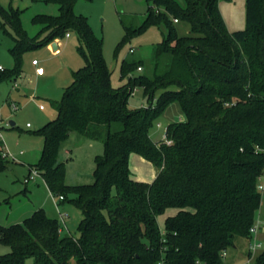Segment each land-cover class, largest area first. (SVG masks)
<instances>
[{
	"label": "trees",
	"instance_id": "1",
	"mask_svg": "<svg viewBox=\"0 0 264 264\" xmlns=\"http://www.w3.org/2000/svg\"><path fill=\"white\" fill-rule=\"evenodd\" d=\"M33 1L55 3L59 13L33 17L41 30L32 38L19 11L0 5V17L16 34L10 49L15 67L1 70L0 81L20 77L25 50L71 32L79 36L84 66L72 72L61 100H49L57 116L36 132L44 147L30 172L38 171L49 191L79 209L82 219L78 237L62 234L60 222L43 209L21 224L0 226V245L10 249L0 255V264H25L29 258L34 264H224L222 252L235 247L237 237L251 238L262 201L264 0H246V28L233 33L218 0H184V6L148 0L143 24L126 27L117 51L147 27L164 24L167 33L155 49L153 76H136L143 63L125 61L122 78L128 80L119 88L111 84L102 41L75 12L78 0ZM179 22L190 26L189 35L179 36L174 26ZM139 87L152 102L163 91L156 106L128 108ZM173 102L180 104L185 121L168 125L165 140L156 143L149 129ZM71 133L104 143L103 155L94 160L92 184H66L59 150ZM133 153L156 168L154 181L134 178ZM7 167L0 150V171ZM169 209L176 214L166 218L161 231L158 217ZM255 264H264V251Z\"/></svg>",
	"mask_w": 264,
	"mask_h": 264
},
{
	"label": "rangeland",
	"instance_id": "2",
	"mask_svg": "<svg viewBox=\"0 0 264 264\" xmlns=\"http://www.w3.org/2000/svg\"><path fill=\"white\" fill-rule=\"evenodd\" d=\"M184 6V0H175ZM5 9H17L20 22L28 37H35L41 26L32 22L36 15H57L59 7L55 3L35 2L33 0H0ZM148 0H78L75 12L87 18L93 34L102 41L103 58L111 72V84L119 88L127 83L122 78V66L126 62H142L141 70H135L136 76H153V61L158 43L163 41L167 33L164 24L152 25L143 32L131 37L117 51L118 44L123 40L126 27L141 26L150 7ZM221 16L230 33L246 28V0H218ZM164 12V9H160ZM4 26L3 27L1 26ZM179 36L189 35L190 26L185 22L174 23ZM16 34L0 17V66L4 70L15 67V58L10 49L15 47ZM60 49L52 51L49 45L25 50L21 56V77L14 80L0 81V119L3 122V143L18 162L8 161L6 170L0 171V226L7 227L23 223L34 211L43 209L47 216H59L67 213L68 230L63 234L78 237V224L82 213L70 202L60 201L58 195L49 193L42 176L25 190L22 180L28 174V165H36L44 147V138L37 134L48 121L56 118L57 112L48 100H61L64 90L72 83V72L84 66L85 59L78 52L81 40L77 33H69L61 39ZM86 53L87 49L83 45ZM17 84L18 90L13 89ZM175 90L176 87L170 88ZM159 90L152 102L149 95H144L142 88H135L128 100L130 110L156 106V99L162 94ZM30 98V99H29ZM16 100L19 108L14 110L8 100ZM10 121L14 125H10ZM185 121L178 102L170 103L156 117L149 129L152 141L160 143L165 140L168 125ZM27 123L31 125L27 128ZM119 128L117 124L114 129ZM23 151V155H19ZM67 153L69 155L67 156ZM104 153L102 140H91L79 133H72L60 146L59 161L66 166V184L88 185L93 183L92 172L96 156ZM3 158V157H2ZM137 154L130 156V169L135 178L152 182L157 170L150 163H142ZM263 190L260 208L256 214L255 224H259L257 235L251 238L237 237L235 247L227 250L223 257L224 264H255L256 256L264 251V171L259 180ZM69 197H72L70 195ZM177 210L169 209L158 217L160 230H164L167 217L175 215ZM255 226V225H254ZM257 239L260 248L252 250L251 246ZM10 252L8 247L0 245V255ZM25 264H34L29 258Z\"/></svg>",
	"mask_w": 264,
	"mask_h": 264
},
{
	"label": "crops",
	"instance_id": "3",
	"mask_svg": "<svg viewBox=\"0 0 264 264\" xmlns=\"http://www.w3.org/2000/svg\"><path fill=\"white\" fill-rule=\"evenodd\" d=\"M72 33V32H71ZM55 43H56V45H57V49L56 50H53L52 49V43L49 45V48L50 49H52V51H54V52H57V51H59V49H60V45H61V39H57L56 41H54ZM1 71V70H0ZM22 75H20V77H21ZM13 89H19L18 88V86H17V84L15 83L14 84V86H13ZM30 99V98H29ZM9 101V103H11L12 104V107L15 105L16 107H17V109L19 108V106H18V102L16 101V100H8ZM48 102H49V100H48ZM50 103V102H49ZM53 120V119H52ZM0 121H1V119H0ZM51 121V120H50ZM2 122V121H1ZM10 122H13V121H10ZM49 122V121H48ZM3 123V122H2ZM28 124L29 123H27V128H30L31 127V125L30 126H28ZM2 130H3V128H2ZM72 134V133H71ZM70 134V135H71ZM2 136H3V133H2ZM0 150L1 151H3V152H9V153H11L10 152V150L8 149V148H6V146H5V144L3 143V141H2V145H1V147H0ZM12 154V153H11ZM24 153H23V151H20V153H19V155H23ZM69 155V153H67V156ZM15 158V157H14ZM140 161L142 162V163H147L148 161H146L145 159H143V158H141L140 159ZM14 162H18V161H16V159L14 160ZM33 165L32 164H29L28 165V174H27V176H25L24 178H23V180H22V184H24V186H25V190H27L28 189V186L30 185V184H32L33 182H35L36 181V179L38 178V177H40V175L39 176H36L33 180H31L30 182H28V183H25V179L30 175V170H31V167H32ZM94 168H95V166H94ZM131 168V167H130ZM93 171H94V169H93ZM93 173V172H92ZM156 175H157V173H156ZM156 177V176H155ZM135 178V177H134ZM136 180H139V181H144V180H141V179H138V178H135ZM45 182V181H44ZM147 182H149V181H147ZM46 184V183H45ZM68 185V184H67ZM47 186V185H46ZM70 186H74V185H70ZM48 188V187H47ZM49 190V189H48ZM49 193L50 194H52L50 191H49ZM59 200L60 201H63V200H61L60 199V197H59ZM69 217V215L67 214V213H65L64 212V214L62 213V212H60L59 213V216L58 217H54V216H52L51 218H55V219H57L59 222H60V224H61V232H62V234H63V231H65V230H68L67 228H68V225H67V222H66V219ZM69 231V230H68ZM227 252V251H226Z\"/></svg>",
	"mask_w": 264,
	"mask_h": 264
},
{
	"label": "built area",
	"instance_id": "4",
	"mask_svg": "<svg viewBox=\"0 0 264 264\" xmlns=\"http://www.w3.org/2000/svg\"><path fill=\"white\" fill-rule=\"evenodd\" d=\"M175 22H177V20H175ZM142 68L139 67V70H141ZM0 70H3V68L0 66ZM14 110H17V107L14 105L13 106ZM2 125L3 123L0 121V142L3 141V136H2ZM28 126H30V124H28ZM1 155L3 158H7V159H11V160H15L14 156L11 155L9 152H3L1 151ZM36 176H39L38 171L36 170H32L30 175L25 179V183L30 182L31 180H33ZM259 190H263L262 186H259ZM60 199L62 200L63 197H60ZM259 224H255V226H253L250 230L252 235H257L258 231H259ZM261 244L257 242V239H255V242L252 244L251 249L252 250H256L257 248H260ZM226 256V251L222 252V258ZM158 264H165L164 261L159 262Z\"/></svg>",
	"mask_w": 264,
	"mask_h": 264
},
{
	"label": "water",
	"instance_id": "5",
	"mask_svg": "<svg viewBox=\"0 0 264 264\" xmlns=\"http://www.w3.org/2000/svg\"><path fill=\"white\" fill-rule=\"evenodd\" d=\"M51 45H52V49L53 50H56L57 49V45H56L55 42H53ZM10 125L13 126L14 125V122H10Z\"/></svg>",
	"mask_w": 264,
	"mask_h": 264
}]
</instances>
